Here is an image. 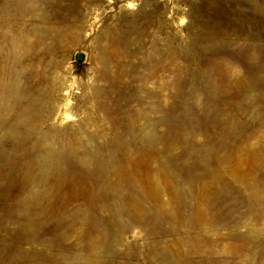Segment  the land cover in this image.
Here are the masks:
<instances>
[{
  "label": "rangeland",
  "instance_id": "obj_1",
  "mask_svg": "<svg viewBox=\"0 0 264 264\" xmlns=\"http://www.w3.org/2000/svg\"><path fill=\"white\" fill-rule=\"evenodd\" d=\"M0 264H264V0H0Z\"/></svg>",
  "mask_w": 264,
  "mask_h": 264
}]
</instances>
